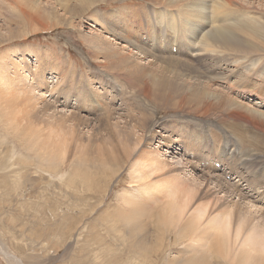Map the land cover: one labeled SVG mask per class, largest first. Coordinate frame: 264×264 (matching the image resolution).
I'll use <instances>...</instances> for the list:
<instances>
[{
    "label": "rangeland",
    "instance_id": "374dc122",
    "mask_svg": "<svg viewBox=\"0 0 264 264\" xmlns=\"http://www.w3.org/2000/svg\"><path fill=\"white\" fill-rule=\"evenodd\" d=\"M226 1L248 30H232L226 42L236 50L219 46L215 57H200L174 29L187 0H101L93 7L87 0H0V92L7 95H0V264H163L185 255L189 241L170 245L165 237L157 255L141 254L156 235L147 229L151 219L135 212L138 219L123 222L116 214L124 192L139 187L130 184L131 172L150 153L167 166L148 179L163 180V202L169 185H178L171 196L178 200L192 193L180 222L205 228L232 213L240 235L217 264H231L233 255L257 264V255L244 260L243 240L264 234V0ZM200 4L212 12L213 1ZM23 54L21 72L35 73L29 83L41 99L37 110L5 88L22 86L11 62ZM9 107L18 129L9 125ZM28 131L36 137H25ZM115 146L114 162L104 161ZM84 150L87 166L78 162ZM218 161L231 180L207 165Z\"/></svg>",
    "mask_w": 264,
    "mask_h": 264
},
{
    "label": "bare ground",
    "instance_id": "6f19581e",
    "mask_svg": "<svg viewBox=\"0 0 264 264\" xmlns=\"http://www.w3.org/2000/svg\"><path fill=\"white\" fill-rule=\"evenodd\" d=\"M87 1L89 2V3H87V5L93 7V5L95 6L96 4H98L97 2H99L101 0H97V1L96 0H87ZM212 1L214 3L212 12L209 13L208 11H206L209 9V8L208 9L206 8V5H202L203 7L200 10V7H199V6H201L200 3L212 2ZM230 6L231 5L226 0H223V1H221V0H201V2H200V0H196V1L187 0L184 11L181 12L179 15L180 16L179 21L175 20L176 25L178 24L179 26L177 25V27L174 29L179 30V31L181 29V31H180L181 36H182L181 40L185 43V45H187L186 47H188L187 49L192 54V56H200V57L201 56H212V57H215L217 55V53L220 52L218 49V48H220L219 46H221L222 48H226L228 50H233V51L236 50V49H234V47H235L234 44H231L230 42H226V41H230L231 33H233L232 30L237 29L241 32H245L248 29H247V26L245 24L241 23L240 20L236 19V17H235L236 13L234 11H232L231 9H229ZM190 10H195L197 13H200L201 15L198 18H196ZM204 17H206V18H204ZM202 18H204V19H202ZM221 20H222V23H219ZM201 23H202V25H201ZM171 26H174V20H173V23L171 24ZM178 27L180 29H178ZM257 33L258 32L255 31L253 34H257ZM0 38L2 39L4 37L0 36ZM189 38H191V40L193 39L194 42H192L190 44L191 40L188 41ZM224 42H226V43H224ZM217 43H223V44L219 45ZM139 52L141 54H143V56L146 54L145 50L139 51ZM13 54H15V53H13ZM112 54L114 56L113 57L110 56L111 58H117L118 57V56H116L115 53H112ZM19 58H20V60H19ZM22 58H25L24 54L21 55V57H18L17 60H12V62H11V64H13V67L15 69L14 72H16V75L18 77L19 82L20 83L23 82L22 86L21 85L18 86V89L13 88V86H11V84H9V85L7 84L8 83L7 80H5L4 83L1 84V86L4 84H7L8 86L5 85V88L7 89L8 93L16 94L17 97L15 99L21 100V101H23V103H22L23 105L28 104V107L34 108V110H37V108L39 106H41V105L38 106L39 101L41 99H37L35 97L34 88H31L30 83H29V80L34 79V77H32L34 75H32V74H35V73H31L30 74V75H32L31 77H30V75L28 76L29 73L24 74V72L27 73V69L25 70L24 67H20V64H19L20 61L23 60ZM46 59H48V58L46 57ZM243 59L245 61V58H243ZM36 61H37V59L35 60V62ZM38 62H41V61H38ZM42 62H41V64H42ZM120 62L124 63V59H121ZM0 63H2V62H0ZM2 64L4 65V63H2ZM43 64H44V62H43ZM43 64L41 66H43ZM37 65H39V63ZM37 67H39V66H37ZM3 68H5V67H3ZM22 68H24V70H25L24 72H21ZM1 69L2 68L0 67V70ZM4 72H6V71H4ZM26 76H28V77H26ZM15 79H17V78H15ZM15 79H13V80H15ZM43 84L45 85L44 82L41 85H43ZM154 85H155V87H159L160 82L158 81V83H154ZM26 86L29 87L28 90H27ZM46 86H44V88ZM47 87L49 88V86H47ZM45 91H46V93L48 92L47 90H45ZM43 92H44V90H43ZM2 93H4V91L0 92L1 96L7 97V95H2ZM37 95H39V96H41V98H43V94L37 93ZM96 95H98V93H96ZM94 97H95V95H94ZM11 101H7V103L9 105H11ZM7 109L9 111V113H13V116H15V118L11 121V123L9 125L11 127H16V129L20 128L21 122L19 121L18 117L16 116L17 111L15 110L13 112L10 107ZM101 111H102V109H100V112ZM238 114H240V113H238ZM62 115H65V114H62ZM104 116H106V115H104ZM108 116L110 117V114L107 115L106 118H108ZM152 126H151V128H152ZM151 128H150L151 138L154 139V138H156V136L154 135L155 133H153L154 131H152ZM24 136L27 138L36 137V134L31 132V131H28V132L24 133ZM126 137H128V135L124 136V138H126ZM23 139H25V138H23ZM163 139L168 144V142L170 141L171 138L165 137ZM195 139L197 140L198 138H195ZM89 143H92V142H89ZM160 144H164V143L160 142ZM0 145H2V144H0ZM92 146L93 145H90V147H92ZM168 146H170V145H168ZM178 146H181L179 144V141H177L176 145L173 144V146L171 148L173 152H169V153H171V156H173V154H175V152H177L174 150H178L177 149ZM116 147L117 146H115L111 152H107L105 154V160L104 161H106V162H112L113 161L114 162V155L116 154V149H115ZM79 153L80 154L82 153L81 154L82 156L80 158H78L79 159L78 162L79 161L81 163L84 162V163H86L85 165L87 166V162L90 160L89 155H87V154L85 155V153H87V151L85 152V150H84L83 152L80 151ZM6 154H8V153H6ZM102 156H100V157L102 158ZM144 156L147 159V161L144 163H141L140 166L134 167L133 172H131L133 174V176L131 177L130 184L132 185V183H136L139 185V187H137L138 189L132 187L130 191L124 192L123 201L118 204V206H117L118 209H117V213H116L120 216L119 221H123V222H132V220L135 221L136 219H138L137 216L135 215V212H138L139 216H141V217L144 214V216H146L149 220L151 219V224L149 223V226H148V221H147V229L151 230L152 226L155 227L154 230L156 231V235L152 239V244L149 242V245L147 246V244L144 243L145 249L141 250V254H143L145 256L148 254H151L150 255L151 257H152V255L155 256V254L161 250V248H159V246H155V245L159 244L161 238L165 237V239L167 241H169L170 245L172 243L175 245H177V244L180 245L179 242L184 240V239L189 241L190 244L184 248L185 255L183 253H176V255H174L173 257L164 261L163 264H217L218 263L217 259L219 260V258H220V260H221V258H224V259L228 258L230 256L231 245H232L233 239L235 241L238 240L239 235H240V229L236 230L234 232L232 230V219H231L232 213L230 212L228 214L227 211L220 213L216 217V219L211 220L209 225L208 226L206 225L205 228H202V226H199L200 225L198 223L199 220L198 221L187 220L186 223L180 222L182 220V217H183L182 215L184 213L181 207L187 208V202L190 199V197L192 196V195H190L192 193L186 194L185 198L182 199V201L178 200L177 198L171 197L172 195L176 194V192L178 190V185H174V184L169 185L167 190L172 195L168 196V198H167L168 201L163 202L162 199L159 198L160 194H161V193H159V191L164 189V186H163L164 183L162 182L163 180L157 181L160 184L154 183V184L149 185L150 182L148 183V179H150V177L154 173H156V170L162 171V170L166 169L167 166L164 164V162L161 158H158L157 156H155L151 153L145 154ZM29 157H30L29 155H26V156L21 155L20 156V158L22 160H29ZM96 159H98V158H96ZM13 160H11V161H13ZM14 163H12V164H14ZM99 164H101V163H99ZM10 167H12V166H10ZM14 167H15V165H14ZM3 170H5V169H3ZM77 170H80V169H77ZM13 172H14V170H13ZM20 176H21V173H20ZM211 177H210V179H211ZM213 178H214V176H213ZM209 181L210 180H208V182L206 183L207 187L211 186L212 182H213L212 181L210 183ZM140 182H142V183L140 184ZM223 187L224 186H222L220 184L219 192H218V189H215V191L218 192V194H220L224 190ZM227 196H228V194L224 195V197H227ZM231 196H234V192H233V195H230L229 197H231ZM245 201H246V205H247V200H244V202ZM2 202H3V200H2ZM238 202H240L241 204H244V202H242L241 199H238ZM166 203H168V204L166 205L165 209L156 208V207H159L161 205H165ZM251 206H253V205H251ZM251 206L249 208L252 211H255L253 208H251ZM238 207H239V205H237V207L235 209L239 210ZM257 209H258V207H257ZM260 210H261V208H260ZM201 215H205V214L201 213ZM201 215L199 213V215H197V216L200 217ZM179 223H181V224H179ZM116 224H118V223L116 222ZM138 227H139V224H137V221H136L134 223V225H132V228H131L132 232L137 231ZM211 230H213V231L211 232ZM198 231L200 233H198ZM147 236H149V238L151 237L150 235H147ZM115 238L117 241L120 238V235L117 232V230H115ZM139 239H141V238H139ZM153 245L155 247H153ZM136 246H138V245H136ZM243 246L249 252V255H247L245 257L243 256L245 261L248 260L251 256L257 255L256 259H259L257 264H263V260H264V234L263 233L259 234L258 237L256 235L248 236L247 238H245L243 240ZM231 258H232L230 260L231 264H241V261H237L238 260L237 255H233V256H231ZM252 258H254V257H252ZM253 264H255V263H253Z\"/></svg>",
    "mask_w": 264,
    "mask_h": 264
}]
</instances>
